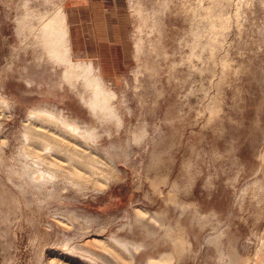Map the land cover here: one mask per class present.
I'll list each match as a JSON object with an SVG mask.
<instances>
[{
	"label": "rangeland",
	"instance_id": "obj_1",
	"mask_svg": "<svg viewBox=\"0 0 264 264\" xmlns=\"http://www.w3.org/2000/svg\"><path fill=\"white\" fill-rule=\"evenodd\" d=\"M65 4L0 0V264L254 260L264 0H120L127 57L104 76L69 61Z\"/></svg>",
	"mask_w": 264,
	"mask_h": 264
},
{
	"label": "crops",
	"instance_id": "obj_2",
	"mask_svg": "<svg viewBox=\"0 0 264 264\" xmlns=\"http://www.w3.org/2000/svg\"><path fill=\"white\" fill-rule=\"evenodd\" d=\"M119 1L66 0V53L71 64L89 66L102 76L114 73L109 67L124 65L127 40L117 19Z\"/></svg>",
	"mask_w": 264,
	"mask_h": 264
},
{
	"label": "bare ground",
	"instance_id": "obj_3",
	"mask_svg": "<svg viewBox=\"0 0 264 264\" xmlns=\"http://www.w3.org/2000/svg\"><path fill=\"white\" fill-rule=\"evenodd\" d=\"M35 124H37V123H34V125ZM38 129H39L38 130L39 132L36 130V127L34 128V131L36 130L39 135H40L41 132H42L41 135L45 134L44 136H47L48 138H50L54 142V145L53 146H56L57 144H59V146H60L61 149L60 148L58 149L59 146L57 147V149L59 151L62 150L64 152H66V154L69 156V158L68 157L67 158H68V160H70V159L72 160V164H74V165L83 164V165L87 166V165L95 162V156L93 154H91L90 152L89 153L85 152L84 151L85 150L84 148H86V147H84L83 144H80V143H69V144H67L66 142H62V140H61V138H60L59 135H61L62 138H64L63 135L60 134L53 127L52 128H50V127L47 128V127L43 126V124H42L41 126L38 127ZM80 154L81 155L84 154V157H80L79 158V155ZM64 155H65V153H64ZM139 211L143 214V212L141 210H139ZM140 226H142V225H140ZM96 241L98 243H103V244L105 243V241L103 239H96ZM258 252H259V250H258ZM231 259H233V260L235 259L238 262V259H236V256H234V255H232V258ZM233 260H231V261H233ZM239 260H240V258H239ZM244 260H245V258H243L242 264H264V244L262 245V248H261L260 253L258 254V256L254 260H251V257H250V260L251 261H246V260H248L247 258H246L245 262H244Z\"/></svg>",
	"mask_w": 264,
	"mask_h": 264
}]
</instances>
